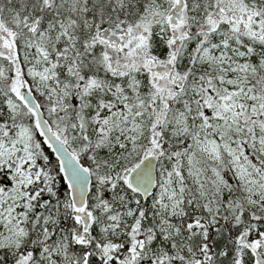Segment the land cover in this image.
<instances>
[{
	"label": "snow or ice",
	"instance_id": "obj_1",
	"mask_svg": "<svg viewBox=\"0 0 264 264\" xmlns=\"http://www.w3.org/2000/svg\"><path fill=\"white\" fill-rule=\"evenodd\" d=\"M0 264H264V0H0Z\"/></svg>",
	"mask_w": 264,
	"mask_h": 264
}]
</instances>
